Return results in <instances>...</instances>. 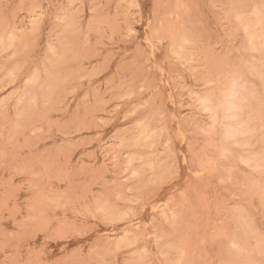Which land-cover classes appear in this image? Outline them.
I'll use <instances>...</instances> for the list:
<instances>
[{"label": "rangeland", "instance_id": "rangeland-1", "mask_svg": "<svg viewBox=\"0 0 264 264\" xmlns=\"http://www.w3.org/2000/svg\"><path fill=\"white\" fill-rule=\"evenodd\" d=\"M263 245L264 0H0V264Z\"/></svg>", "mask_w": 264, "mask_h": 264}, {"label": "bare ground", "instance_id": "bare-ground-1", "mask_svg": "<svg viewBox=\"0 0 264 264\" xmlns=\"http://www.w3.org/2000/svg\"><path fill=\"white\" fill-rule=\"evenodd\" d=\"M257 16H258V14H257ZM249 43H250V42H249ZM34 75H35V74H34ZM32 81H33V80H32ZM232 84H233V83H232ZM232 87H233V86H232ZM232 87H231V88H232ZM231 88H230V89H231ZM242 89H243V88H242ZM211 91H212V90H211ZM228 91L230 92V90H228ZM16 94H17V93H16ZM224 94H225V92H224ZM232 95H233V93L231 92V93H230V96H232ZM252 95H253V94H252ZM230 96H229V97H230ZM227 99H228V98H227ZM209 103H210V102H209ZM226 103H228V102H226ZM201 105H202V104H201ZM236 106H237V105H236ZM208 107H209V106H208ZM224 107H225V106H224ZM228 107H229V108L234 107L233 102H229ZM225 108H226V107H225ZM238 109H239V108H238ZM207 110H208V109H207ZM211 111H212V110H211ZM230 117H231V116H230ZM233 117H234V116H233ZM230 130H231V129H230ZM229 132H230V131H229ZM226 135H228V132H227ZM232 135H233V134H232ZM138 156H139V155H138ZM137 158H138V157H137ZM261 158H262V157H261ZM247 166H248V165H247ZM257 167H258V166H257ZM262 168H263V167H262ZM259 245H261V244L259 243ZM256 247H257V246H256ZM263 247H264V245H263ZM252 248H253V247H252ZM259 248H260V247H259ZM257 249H258V247H257ZM263 249H264V248H263ZM258 250H259V249H258ZM260 250H262V249H260ZM240 255H241V254H240ZM240 255H239V256H240ZM240 257H241V256H240Z\"/></svg>", "mask_w": 264, "mask_h": 264}]
</instances>
